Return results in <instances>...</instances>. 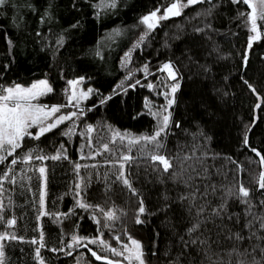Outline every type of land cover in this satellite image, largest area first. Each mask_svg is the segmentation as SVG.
<instances>
[{
  "label": "trees",
  "instance_id": "obj_1",
  "mask_svg": "<svg viewBox=\"0 0 264 264\" xmlns=\"http://www.w3.org/2000/svg\"><path fill=\"white\" fill-rule=\"evenodd\" d=\"M174 1L115 0L112 7L113 0H7L0 5V86L46 78L52 91L44 102L51 104L64 102L66 80L82 76L94 91L81 106L82 122L105 136L88 133L89 143L80 133L66 135L69 126L63 122L38 139L26 135L15 152L0 159V235L7 234L0 241L2 264H114L118 256L95 238L99 235L112 244L117 237L137 239L146 264H236L235 254L229 256L233 248H264V239H249L244 224L251 217L235 196L227 200L232 220L206 219L198 232L187 231L200 205L208 202L200 217L205 219L241 184L249 190L253 211L264 213L259 203L264 189L258 188L264 165L252 151L264 155V11L253 36L250 1L202 0L163 19L134 52L150 66L169 62L176 73L179 88L168 107L167 134L158 137L163 147L112 138V130L151 136L162 123L152 115L161 96L156 97L155 84L130 79L117 86L122 55L145 30L141 16ZM157 154L170 160L167 172L150 159ZM57 155L60 159L52 158ZM121 163L131 188L118 179ZM40 167L46 170L43 206ZM109 212L119 219L109 220ZM138 216L143 223L135 222ZM258 229L257 223L252 231L264 238V229ZM236 232L244 239L228 238ZM73 236L83 239L74 243ZM194 239L196 244L185 246ZM253 255L261 261L264 254L257 249Z\"/></svg>",
  "mask_w": 264,
  "mask_h": 264
},
{
  "label": "snow or ice",
  "instance_id": "obj_2",
  "mask_svg": "<svg viewBox=\"0 0 264 264\" xmlns=\"http://www.w3.org/2000/svg\"><path fill=\"white\" fill-rule=\"evenodd\" d=\"M202 0H187V4L185 5H179L178 3H172L171 6L166 8L165 14L163 16L158 17L157 13L159 9L156 11L151 12L149 15H145L142 19L143 23H146L148 28H154L156 26V23H158L159 19H167L169 16H179L181 14L180 8L181 7H188L190 5H194L196 3H200ZM234 3H248V0H233ZM7 3V0H0V5H4ZM112 7H115V0H113L112 4L110 5ZM255 10L253 9V15H252V25H253V31H256V17H255ZM256 37H253L255 39ZM9 43H11L9 41ZM163 69L167 70L168 75L175 80L176 79V73L172 68L171 63H166L163 65ZM144 71L147 72V66H145ZM71 85H76L78 81H69ZM139 83V81H137ZM118 88L123 87V82L121 85L117 86ZM130 87H135V85H130ZM148 87H152V85H148ZM179 88V83L175 84L171 91L172 93H175V91ZM52 91V88L48 85V82L46 80H41L37 83L32 84L30 87H23L21 85H14L12 87L4 88L0 86V151H7L10 149L11 151L9 154L15 152L17 148L20 147V141L26 136H31L32 133L29 131L30 128L33 126H38V135L35 136L36 139L39 138L40 135H43L47 132H50L52 129L58 127L60 123H62L66 119H71V116H59L56 120H54L51 123H45L49 117H51L54 113L59 111V107H52L50 111H46V106L39 105L38 103H34V101H38V99L41 96H45L48 93ZM253 91H255L253 89ZM88 92L91 93L92 89H88ZM114 94H119L114 89ZM71 99H76V93L73 91ZM107 99H111V97L104 98L100 101L101 104H104ZM173 100L168 101V107L171 106L173 103ZM11 105V106H10ZM165 111H167V108H165ZM72 115H75L73 113ZM152 115H157L156 113H152ZM171 113H168L167 115L163 116L162 123L158 126V128L154 131V134L151 136H142L139 138H132L129 140V145H135L143 143L147 145L148 143H152L155 145L157 149L162 148L163 145L159 142L158 137H161L162 134H167V129L169 125V119H170ZM178 126V125H177ZM91 131V128L89 129ZM66 135L71 134V130H69ZM115 135H120L119 133H115ZM125 136H128L129 134H124ZM124 137L122 136L121 139ZM244 144L248 145V139L247 136L244 137ZM104 148L107 149L108 145L105 144ZM253 152H256L257 156H259V162L261 165H264V155H261L259 152H257L256 149H252ZM32 154L29 153L27 156V159H31ZM37 159L43 160L44 157L37 156ZM53 159H60V156L57 155L55 157H52ZM193 157L186 156L184 157L185 160H190ZM0 159H4L3 156H0ZM132 159L131 156H123L121 157V160L123 161H130ZM150 159L154 162H159L163 166V171L167 172L169 168L172 167V164L169 159H167L163 155H150ZM197 160H200L201 163H203L202 158L196 157ZM13 164L16 163V160L12 161ZM77 169L80 167V165H76ZM124 165L121 163L120 168V176L118 179H121L123 184L131 188V184L129 180L124 176V173L122 171ZM195 170V169H193ZM45 168L41 167L39 169L40 173H45ZM204 174H207V168L204 169ZM175 175V174H174ZM197 175H200L197 173ZM189 180L193 179V177H189ZM15 182L14 180L12 181ZM185 184L188 183L187 180L184 181ZM259 189H264V172H262L259 183H258ZM198 192V189L196 190ZM215 191V186H213V192ZM133 192L135 190L133 189ZM207 186H205V192L202 194V196H207ZM235 196L237 197L241 203L245 204L247 207L245 208V217H251V219H246V222L244 224V227L249 230V239L252 237H256L257 240L264 239L259 236H257V232L252 231V229L256 226V224H259V229H264V213L257 214L253 211V205L248 199L250 196L249 190L245 189L243 185L241 184L240 187L237 189V192L232 193L229 189L224 197H222V202L218 207H215L212 209L211 213L208 214V216L205 219H200V217L203 215L205 208L207 206V201L205 204L200 205L197 208L196 211V217L194 218V222L192 226L187 230L188 234L191 235L192 233H196L201 229V226L205 223L206 219H213V218H220L223 220V218L226 216L229 220H232L233 214L228 213V206H227V200L228 197ZM191 200L195 201L196 199V192H193L190 194ZM181 199H188V197H181ZM261 205H264V200L259 202ZM80 207H87V205L81 204ZM138 212L140 214H143L145 212V207L143 206V201H140V206L138 208ZM109 220L112 219H119L118 216H116L113 212H109L106 214ZM238 219V217H237ZM136 223L140 224L143 223L141 219H139V216L136 218ZM9 223H15V221H10ZM7 234L0 235V241H3L6 238ZM10 239H16L15 236L8 237ZM229 239L235 238L237 241L243 240L244 237L239 233H232L229 237ZM74 243H78L79 240L83 238H79L76 236L72 237ZM116 239H119L117 237ZM131 239V238H130ZM181 239H183L181 237ZM32 243H36V241H32ZM91 243L95 244L97 243V240L93 239ZM189 243L196 244L197 240H191L190 242L185 241V246H187ZM200 244H205L206 240H200ZM132 248H129L128 245H124L123 247L128 252V256L126 257L129 260H134L136 264H145L143 260V251H142V245L139 241H136L134 239L131 240ZM42 246V245H41ZM3 244L0 243V264H2V260L4 258V251H3ZM71 247V245H69ZM259 249L262 254H264V248L260 247L259 244H256L252 247L251 252H248L247 249L244 250V252H241L238 248H233L232 252L229 253V256H232L235 254L237 257L236 264H262V261H264V255H262L261 261H257L255 259V256L253 255L256 250ZM53 251H56V249H53ZM113 253H115L117 256H123L125 253L120 252L117 253L115 249H111ZM37 255H39V249H37ZM93 256L97 260L103 259V257L96 255L95 252L92 253ZM248 256H252V260L249 262L247 259ZM209 260H211V257H208ZM109 264H112L111 261H109ZM213 264H218V262H213ZM228 264H232L231 260L228 262Z\"/></svg>",
  "mask_w": 264,
  "mask_h": 264
},
{
  "label": "rangeland",
  "instance_id": "obj_3",
  "mask_svg": "<svg viewBox=\"0 0 264 264\" xmlns=\"http://www.w3.org/2000/svg\"><path fill=\"white\" fill-rule=\"evenodd\" d=\"M248 1H250L253 5L252 11L250 13L251 30H252L251 35L253 36L254 34L257 35V32H258L257 21L262 16V13L264 11V0H248ZM172 3H178L179 5H185V4H187V0H183V1L175 0ZM172 3H170L167 6H164V8H162L160 11H158L157 16L158 17L163 16L165 14L166 8L171 6ZM181 9H182V7L180 8V11H181ZM253 9L255 10L254 14L256 17V31H253V25H252ZM156 10H157V8L152 10L151 12L156 11ZM151 12H148V13L143 14L141 16L140 24L142 25V28L144 27L145 30L140 33L138 39L135 42H133L131 44V46L122 55L121 68L123 70V78L120 79L118 85H121L122 82L124 85L130 79H133L134 83H137V81H139V83H141L140 81H143L144 83L147 84V86L152 85V88L154 87V84H155V87H154L155 93H159V94H156V97H159L160 95L161 96H160V98H156V102L153 105L155 108L154 111L156 112V114H158L163 119V116L168 114V101L173 100V93H172L171 89L175 84H177V80L176 79L173 80L168 75L167 70L163 69V65L166 63H169V62H162L160 64L150 66V65H148L147 59L143 60V61L141 59L137 60L136 59L137 57H135V55H134L135 49L138 47L140 48L143 45V43L146 41L147 34L151 30H153L157 25H159L160 22L163 20V19H159L158 23H156V26L154 28L149 29L147 24L142 22V19L145 15H149ZM169 17H172V16H169ZM145 66H147V72L144 71ZM156 77H158V78H156ZM41 80H46L48 82V85L51 87L50 82L46 78H38V79H35V80H33L27 84L14 82V83L8 84V85L3 86V87L7 88V87H12L14 85H21L23 87H30L32 84L37 83ZM69 81H78V83L76 85H71L69 83ZM88 89H92V92L89 93ZM73 91L76 93V99H71ZM93 92L94 91H93L92 86L87 83L86 79L82 76H79V77H75V78H71V79L66 80V83H65L64 88H63L64 102H54L51 104H46V102H44V99L48 96V94H50V93H48L45 96H41L38 99V101H34V103H38L39 105L46 106V108H45L46 111H50L52 107H59V111L54 113L51 117H49V119L45 123L46 124L51 123L61 115L66 116V117L71 116V119H66L63 121V122H68L67 124H68L69 128L67 130L68 131L71 130L72 135L80 133L81 135L85 136L86 140L89 139L88 142L91 143L90 142L91 135L89 137L88 133L89 134L92 133L95 137H101V138L105 137L104 135L100 136V134H97L96 131H92V127H88V129H86L84 123L82 122L83 119L81 117L84 115L85 112L80 111L81 106L85 102V100ZM158 99L160 101H158ZM165 108H167V111H165ZM73 113H75V115H72ZM90 128H91V131L89 130ZM29 131L31 133L38 134V126H33L32 128L29 129ZM111 133H112V138H115L117 136H119V137L123 136V137L129 138V140H130L132 138L142 137V136H138V135L125 136L124 134H127L126 132L120 133L117 130H112ZM115 133H119L120 135H115ZM10 151H11L10 149H8L7 151H0V156L4 157ZM41 177H42L41 203L43 206L45 173H41ZM95 238L97 240H99L101 243H103L106 247H108L110 249H115L117 253H120V252L125 253L123 256H118L119 260L113 262L114 264H136V262L134 260H129L126 258L128 256V252L125 250V248L123 246L128 245L129 248H132L133 246L131 244V240L134 239V240L138 241L137 239L132 238V237H129L125 240L116 239V242L114 244H112L108 240H105L104 238H102V236H100V235L98 237H95ZM89 240H92V238H89ZM143 260H144V258H143ZM144 262H145V260H144ZM73 264H81V263L78 261V262H74Z\"/></svg>",
  "mask_w": 264,
  "mask_h": 264
}]
</instances>
